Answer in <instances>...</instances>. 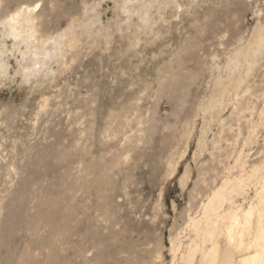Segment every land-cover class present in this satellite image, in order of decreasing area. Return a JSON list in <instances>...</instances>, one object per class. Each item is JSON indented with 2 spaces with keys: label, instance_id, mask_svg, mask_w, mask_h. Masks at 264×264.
I'll return each mask as SVG.
<instances>
[{
  "label": "rangeland",
  "instance_id": "obj_1",
  "mask_svg": "<svg viewBox=\"0 0 264 264\" xmlns=\"http://www.w3.org/2000/svg\"><path fill=\"white\" fill-rule=\"evenodd\" d=\"M4 255L264 264V0H0Z\"/></svg>",
  "mask_w": 264,
  "mask_h": 264
},
{
  "label": "bare ground",
  "instance_id": "obj_2",
  "mask_svg": "<svg viewBox=\"0 0 264 264\" xmlns=\"http://www.w3.org/2000/svg\"><path fill=\"white\" fill-rule=\"evenodd\" d=\"M10 220H11L10 218H7V219L1 221V227H5L7 225V223H9ZM1 241L5 242L4 237L1 238ZM0 259L3 260L4 264H8L9 258L7 256H5V255L1 256Z\"/></svg>",
  "mask_w": 264,
  "mask_h": 264
}]
</instances>
